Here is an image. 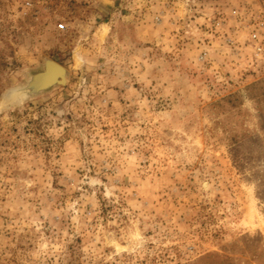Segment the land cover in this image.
Masks as SVG:
<instances>
[{"label":"rangeland","instance_id":"obj_1","mask_svg":"<svg viewBox=\"0 0 264 264\" xmlns=\"http://www.w3.org/2000/svg\"><path fill=\"white\" fill-rule=\"evenodd\" d=\"M253 29L264 0H0V264H264Z\"/></svg>","mask_w":264,"mask_h":264},{"label":"water","instance_id":"obj_2","mask_svg":"<svg viewBox=\"0 0 264 264\" xmlns=\"http://www.w3.org/2000/svg\"><path fill=\"white\" fill-rule=\"evenodd\" d=\"M49 63H54L60 66L63 70V73L60 74L58 77L53 78L51 75L48 74L47 66ZM31 74L33 75L27 80L26 84L17 88L23 90L24 92H27L26 96H31L33 94H37L42 91L51 89L55 86L65 84L67 81L68 71L62 64H60L56 60L51 58H45L42 68Z\"/></svg>","mask_w":264,"mask_h":264},{"label":"built area","instance_id":"obj_3","mask_svg":"<svg viewBox=\"0 0 264 264\" xmlns=\"http://www.w3.org/2000/svg\"><path fill=\"white\" fill-rule=\"evenodd\" d=\"M60 25L64 26L63 24ZM250 40L253 42L255 56L262 57L264 54V39L261 36L260 29H253L250 32Z\"/></svg>","mask_w":264,"mask_h":264},{"label":"bare ground","instance_id":"obj_4","mask_svg":"<svg viewBox=\"0 0 264 264\" xmlns=\"http://www.w3.org/2000/svg\"><path fill=\"white\" fill-rule=\"evenodd\" d=\"M47 67H48V74L51 75L53 78L58 77L60 74L63 73L62 68L58 66L57 64L49 63ZM32 75L33 74H31L29 78H31Z\"/></svg>","mask_w":264,"mask_h":264}]
</instances>
